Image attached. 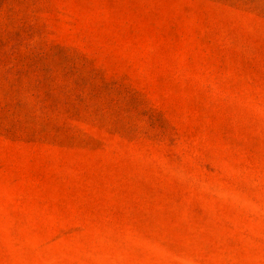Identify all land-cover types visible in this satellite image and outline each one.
I'll return each instance as SVG.
<instances>
[{"label":"rangeland","instance_id":"obj_1","mask_svg":"<svg viewBox=\"0 0 264 264\" xmlns=\"http://www.w3.org/2000/svg\"><path fill=\"white\" fill-rule=\"evenodd\" d=\"M0 264H264V0H0Z\"/></svg>","mask_w":264,"mask_h":264}]
</instances>
